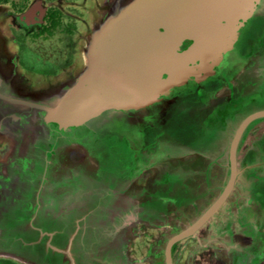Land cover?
Here are the masks:
<instances>
[{
  "label": "water",
  "instance_id": "1",
  "mask_svg": "<svg viewBox=\"0 0 264 264\" xmlns=\"http://www.w3.org/2000/svg\"><path fill=\"white\" fill-rule=\"evenodd\" d=\"M262 1L94 0L71 63L56 74L19 64L0 15V212L15 210L3 198L9 183L36 199L20 213L23 226L0 225V257L18 264H171L159 207L152 210L158 221L143 216L152 207L142 202L153 200L149 183L168 181L167 161L215 130L235 126L236 141L264 111L244 116L252 95L227 98L166 130L168 109L185 93H201L235 60V41ZM261 33L264 42V25ZM135 158L144 167L130 175L126 192L111 195L114 184L103 177ZM21 166L29 176L12 174Z\"/></svg>",
  "mask_w": 264,
  "mask_h": 264
},
{
  "label": "flooded vegetation",
  "instance_id": "2",
  "mask_svg": "<svg viewBox=\"0 0 264 264\" xmlns=\"http://www.w3.org/2000/svg\"><path fill=\"white\" fill-rule=\"evenodd\" d=\"M93 3L94 0H0V15L12 32L19 64L41 74H53L69 65L76 37ZM263 25L264 0L235 41V60L208 80L201 93H185L177 99L168 109L166 130L186 117L210 111L227 98L252 95L253 99L245 101L244 116L264 111ZM234 127L215 130L199 147L191 148L177 161H167L168 181L149 183L153 200L142 202L152 207H146L143 216L147 221L149 217L152 222L158 221L156 217L160 220L164 228L161 245L171 241V264H264V115L248 122L236 141L232 138ZM98 159L106 160L103 155ZM139 161L129 160L125 168L107 172L103 180L114 184L111 195L127 191L130 175L138 166L144 167ZM15 171L22 178L29 176L22 166L12 174ZM84 177L90 180V176ZM15 183L8 184L9 194L3 196L5 201L2 198L7 207L15 209L4 211L1 207L2 226H23L22 212H30L36 202L34 194L29 195L27 189L22 193ZM166 195H176V201L167 202ZM154 206L159 207L156 217L152 216ZM205 214L207 217L201 220ZM0 264L16 263L0 259Z\"/></svg>",
  "mask_w": 264,
  "mask_h": 264
},
{
  "label": "rangeland",
  "instance_id": "3",
  "mask_svg": "<svg viewBox=\"0 0 264 264\" xmlns=\"http://www.w3.org/2000/svg\"><path fill=\"white\" fill-rule=\"evenodd\" d=\"M6 27H7L8 31H9L10 35H11V36H12V38H13L12 32L10 31V29H9L8 25H7ZM251 27H252V25H251ZM76 39H77V37H76ZM13 41H14V39H13ZM14 43H15V42H14ZM15 46H16V44H15ZM16 50H17V48H16ZM16 54H17V51H16ZM67 66H68V65H67ZM67 66H65V67H67ZM65 67H63V68H65ZM63 68H61V69H63ZM61 69H60V70H61ZM58 71H59V70H58ZM58 71H57V72H58ZM57 72H55V73H53V74H56ZM39 74H41V73H39ZM257 98H258V97H255V98H254V100H255V99L257 100ZM0 259H7V260H11V261H13L14 263L18 264L16 261L12 260L11 258H4V257H0Z\"/></svg>",
  "mask_w": 264,
  "mask_h": 264
}]
</instances>
